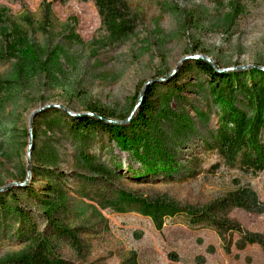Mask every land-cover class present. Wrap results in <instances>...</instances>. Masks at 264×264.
<instances>
[{
  "label": "rangeland",
  "instance_id": "1",
  "mask_svg": "<svg viewBox=\"0 0 264 264\" xmlns=\"http://www.w3.org/2000/svg\"><path fill=\"white\" fill-rule=\"evenodd\" d=\"M47 2L0 0L36 53L0 59V264H264L262 246H238L264 233V170L220 153V108L192 63L264 70V0L119 1L118 34L93 0ZM148 85L161 130L147 137L173 155V179L101 127L72 128L92 108L126 124ZM153 203L178 212L154 217Z\"/></svg>",
  "mask_w": 264,
  "mask_h": 264
},
{
  "label": "trees",
  "instance_id": "2",
  "mask_svg": "<svg viewBox=\"0 0 264 264\" xmlns=\"http://www.w3.org/2000/svg\"><path fill=\"white\" fill-rule=\"evenodd\" d=\"M65 1V0H60ZM100 14L108 18L113 33L118 34V2L124 0H93ZM43 7L49 9L50 3L42 0ZM9 9L0 6V59L7 51L20 55L23 66L30 64L35 58V50L26 42L24 32L9 14ZM29 17H24L27 21ZM12 35V36H10ZM10 37V38H9ZM193 65L208 77V84L220 108V129L214 134V140L220 153L227 163L237 165L242 171L259 172L264 170V70L255 65L251 69L238 71H221L215 64L205 59L192 60ZM192 63L186 64L180 72L189 68ZM20 73V74H19ZM19 77H22L19 72ZM179 74L168 77V82H175ZM10 79H5L9 81ZM17 82L18 80H10ZM175 84V83H174ZM179 92L181 86H176ZM154 86L148 85L145 89L140 104L130 120L125 117L126 124L118 121H109V117L96 108L91 109L92 115L80 114L72 118V128L75 133L84 132L86 129L101 127L107 131L116 146L123 152H133L144 162L147 175L164 173L168 179L174 178L177 170L172 154L162 152L158 141L147 137L151 132L156 134L161 128L153 124V115L156 113L157 100L154 99ZM173 128L182 129L188 125L186 122H171ZM232 126V127H231ZM139 131H142L140 133ZM212 143V142H211ZM154 153V154H153ZM121 167V164H119ZM195 170L185 171V175L192 177ZM142 173V172H138ZM26 187V186H25ZM31 193V192H30ZM126 201V198H122ZM246 199V198H245ZM0 201L2 196H0ZM148 214L156 217L159 215L178 212L177 206L170 203L147 204ZM264 211V208L261 210ZM13 213L22 215L20 208L13 209ZM243 241L238 246L242 248L246 243H257L264 248V233L242 232ZM39 264H61L60 261L48 263L39 259ZM37 261V262H38ZM33 261L32 264H36Z\"/></svg>",
  "mask_w": 264,
  "mask_h": 264
},
{
  "label": "water",
  "instance_id": "3",
  "mask_svg": "<svg viewBox=\"0 0 264 264\" xmlns=\"http://www.w3.org/2000/svg\"><path fill=\"white\" fill-rule=\"evenodd\" d=\"M141 99H142V98H140L139 102L135 105V108H134V110L132 111L131 116L135 113V111H136L138 105H139L140 102H141ZM131 116L128 118V120L131 118Z\"/></svg>",
  "mask_w": 264,
  "mask_h": 264
},
{
  "label": "bare ground",
  "instance_id": "4",
  "mask_svg": "<svg viewBox=\"0 0 264 264\" xmlns=\"http://www.w3.org/2000/svg\"><path fill=\"white\" fill-rule=\"evenodd\" d=\"M131 118H132V117H131ZM131 118H130V119H131ZM130 119H129V120H130Z\"/></svg>",
  "mask_w": 264,
  "mask_h": 264
}]
</instances>
